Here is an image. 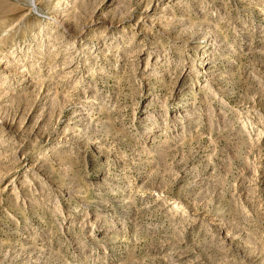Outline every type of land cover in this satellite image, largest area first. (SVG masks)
Segmentation results:
<instances>
[{
  "label": "rangeland",
  "instance_id": "rangeland-1",
  "mask_svg": "<svg viewBox=\"0 0 264 264\" xmlns=\"http://www.w3.org/2000/svg\"><path fill=\"white\" fill-rule=\"evenodd\" d=\"M0 264H264V0H0Z\"/></svg>",
  "mask_w": 264,
  "mask_h": 264
}]
</instances>
